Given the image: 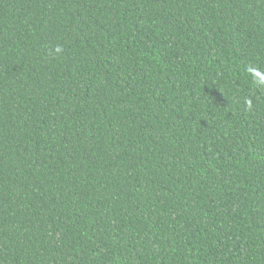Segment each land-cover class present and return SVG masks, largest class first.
I'll use <instances>...</instances> for the list:
<instances>
[{
    "label": "trees",
    "instance_id": "obj_1",
    "mask_svg": "<svg viewBox=\"0 0 264 264\" xmlns=\"http://www.w3.org/2000/svg\"><path fill=\"white\" fill-rule=\"evenodd\" d=\"M0 264H264V0H0Z\"/></svg>",
    "mask_w": 264,
    "mask_h": 264
}]
</instances>
